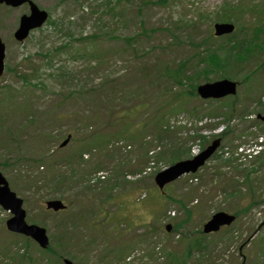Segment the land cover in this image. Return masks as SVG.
<instances>
[{"label":"rangeland","instance_id":"obj_1","mask_svg":"<svg viewBox=\"0 0 264 264\" xmlns=\"http://www.w3.org/2000/svg\"><path fill=\"white\" fill-rule=\"evenodd\" d=\"M37 1L49 11L52 23L32 33L23 43L6 49L5 64L13 70L5 72L0 80V173L23 200L27 221L37 222L47 230L53 251L73 264H165V254L182 244V236L196 237L197 230L214 213L237 212L261 194L264 200V163L246 165L239 152L225 144L218 157L209 160L195 178L184 176L170 185L166 190L168 200L156 193L150 176L140 180L125 178L147 166L145 152L154 144L161 146V159L157 162L161 169L170 166L174 150L184 160L202 148L206 142L189 138L193 135L191 127L199 131V127L220 123L214 129L200 131L208 141L217 134L213 130H223L227 117L231 128L239 132L251 127L246 128L242 145L249 134L264 137L263 125L255 120L258 114L264 116V105L258 104L264 96V64L257 76L251 74L264 60V46L252 60L239 66L231 63L223 73L197 64L193 57L197 50L186 43L188 37L196 43L206 39L212 25L206 19L216 20L214 15L222 2L235 0H150L152 5L147 4L143 11L142 7L137 11L140 0H121L119 4L115 1L111 9L104 5L106 0ZM88 1L97 2L98 6L85 4ZM236 1L238 5L245 2ZM254 10L260 12V25L264 26V7L255 6ZM257 20L258 16L247 13L232 23L239 35L240 26H254ZM179 23L197 26L179 30L175 28ZM150 29L159 32L151 33ZM171 33L179 43L172 40L176 38ZM94 34H106L108 38L82 41ZM132 36L137 38L135 43L133 39L125 40ZM226 40L223 37L209 43L215 48ZM59 47L66 49L57 52ZM224 53L218 54L221 61ZM77 55H84L85 59ZM201 58L205 59V55ZM185 59L188 75L200 72L197 83L233 75L240 81L236 95L210 102L185 97L178 102L176 98L184 88H170L172 80L168 81L162 71H141L146 65L159 70L164 65L167 69L176 68ZM202 70L211 74L202 75ZM13 71L30 83L23 84ZM182 86L191 90V81ZM7 88L13 91L8 93ZM169 89L179 95L176 97ZM192 106L197 107L198 120L193 117ZM188 108L187 113H182ZM123 110L125 116L129 114L125 110H131L130 117L118 119L116 113ZM180 114L185 125L174 123L170 132H162V124ZM67 135L71 142L59 148ZM119 142L130 145L131 150H120L116 146ZM87 152L91 153L89 159H82ZM223 152H228V156ZM101 169L109 173L106 182L100 187L88 183L89 177ZM250 169L253 174L248 185L245 175ZM139 186L146 188L147 198L133 206L131 200L138 194ZM106 196L112 199L106 200ZM49 200L65 203L66 213L46 211L44 203ZM180 204L192 212L189 218L185 219ZM167 212L175 215L164 221ZM110 214L101 225L96 223L98 217ZM125 215L128 219L123 218ZM8 217L0 210V256L7 260L6 264H62L56 255L39 251L35 244L8 234ZM137 219L142 226H137ZM179 222L181 232L173 234L172 228L169 233L164 232L165 225L172 227ZM258 229L264 231V205L240 215L238 222L225 231L232 240L228 245L220 241L214 252L217 258L201 264H236L237 257L244 264H264V257L255 255L249 246L243 253L245 257L237 254L240 240ZM255 245L259 252L260 243L256 241ZM249 251L252 256L245 261Z\"/></svg>","mask_w":264,"mask_h":264},{"label":"water","instance_id":"obj_2","mask_svg":"<svg viewBox=\"0 0 264 264\" xmlns=\"http://www.w3.org/2000/svg\"><path fill=\"white\" fill-rule=\"evenodd\" d=\"M25 0H0L10 5L21 4ZM45 15L37 11L35 7L32 6V14L29 18H22L20 22V27L16 32V38L22 40L26 37L29 29L37 27L44 20ZM216 35L223 33H230L233 30V27L230 25H221L215 26ZM3 57H4V47L0 43V76L3 71ZM197 93L200 97L206 98H221L227 95H233L235 93V84L228 81L216 82L214 84H205L198 87ZM264 121V118H262ZM70 137L61 144V147L65 146ZM215 146L208 148L205 152L200 154L197 157H194L191 160L179 162L165 171L159 173L155 177V182L158 185L159 189H162L163 186L171 181H174L181 175L189 172H195L198 167L203 165L204 161L211 155ZM0 204L4 209L9 210L13 217L9 219L6 223L7 229L16 233H20L26 236L31 237L36 241L41 248H46L48 245V239L46 237L45 230L39 228L35 225H27L24 221L25 212L21 209L22 201L17 199L13 193H11L7 187L6 182L0 175ZM46 208L48 210H53L55 212L63 210L65 207L60 201H50L46 203ZM234 220L233 217L227 216L226 214H217L213 216L211 221L205 225L204 232L209 233L211 231H217L219 227L223 225H229ZM169 230V228H167ZM65 264H71L68 261H65Z\"/></svg>","mask_w":264,"mask_h":264},{"label":"trees","instance_id":"obj_3","mask_svg":"<svg viewBox=\"0 0 264 264\" xmlns=\"http://www.w3.org/2000/svg\"><path fill=\"white\" fill-rule=\"evenodd\" d=\"M241 7H244V5L242 3H240L238 7L234 6V2L224 3L223 7H222L223 12L220 15V18L222 20L226 21V20H230L233 17H237V13H238L237 10H241ZM234 10L236 11L235 15H234ZM262 29H263V31H262ZM260 32H262V34H264V26H262V25L256 26L255 28H253V30L251 31L252 36L250 35V37L248 35H246V36H244L243 40H241L239 38L231 40L230 43L232 44V47L224 54V58L222 61L218 62L217 58L213 52V53H210L209 56L206 57V60H204V62L207 61L210 63L211 66H214V67H216V66H219L220 68L224 67L225 71H226V69H228V66L231 63L233 64V66H239V65L245 64L249 60L253 59V57L256 54V52L254 51V45H252L251 39H254V35H258ZM263 43L264 42H261L260 45H262ZM261 50H262V48H261ZM175 74H176V71H174L172 73L173 78L175 77ZM167 76L170 79H172L169 72H167ZM227 76H229L230 78L232 77L230 74H227ZM61 179H64V178H61ZM105 198H106V200L108 198L110 200L111 196H106ZM48 251L52 252L54 254L53 250L49 249Z\"/></svg>","mask_w":264,"mask_h":264},{"label":"flooded vegetation","instance_id":"obj_4","mask_svg":"<svg viewBox=\"0 0 264 264\" xmlns=\"http://www.w3.org/2000/svg\"><path fill=\"white\" fill-rule=\"evenodd\" d=\"M25 6H27V8H28V4H25ZM5 8H6V7H5ZM3 9H4V5H1V6H0V12H2ZM11 11H12V12H13V11H16V9H15V10L13 9V10H11ZM18 19H19V18H18ZM17 22H18V20H17ZM17 22H16V23H17ZM2 23H3V19H2V15L0 14V33L2 32V31H1ZM16 27H17V26H16ZM16 27H15V29H16ZM15 29H14V30H15ZM12 34H13V33L11 32V33H10V37H11Z\"/></svg>","mask_w":264,"mask_h":264}]
</instances>
